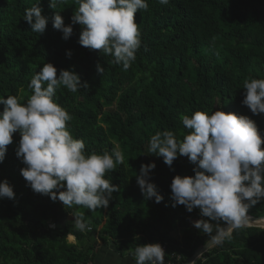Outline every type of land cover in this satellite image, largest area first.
Returning <instances> with one entry per match:
<instances>
[{
	"label": "trees",
	"instance_id": "1",
	"mask_svg": "<svg viewBox=\"0 0 264 264\" xmlns=\"http://www.w3.org/2000/svg\"><path fill=\"white\" fill-rule=\"evenodd\" d=\"M49 2L40 0L49 22L39 35L23 19L25 9L38 0H0V96L26 102L32 94L30 80L44 63H52L58 75L60 69L74 70L88 89L72 93L61 87L56 102L71 114L68 127L74 138L84 140L86 152H123V164L106 174L119 191L107 208L94 212L35 193L20 173L24 165L15 149L21 137L14 133L0 163V181L7 178L15 192V199L0 198V264H90L93 246L79 245L96 233L103 243L117 244L122 255L138 245L167 242L169 253L180 254L182 264L210 239L193 226L201 219L199 208L188 212L184 205L172 207L170 198L173 178L194 176L195 165L178 156L170 168L162 156L148 151L149 140L156 132L171 130L180 141L188 132L182 114L218 108L250 117L264 139V113L253 115L242 104L244 81L264 78V0H147L148 9L135 14L141 47L126 71L112 63V56L80 45L79 24L68 40L62 39L51 17L61 11L68 25L78 5L65 0L51 9ZM152 162L156 167L150 179L163 196L159 203L146 200L136 181L141 164ZM60 205L68 212L67 224L50 227L52 210ZM75 212L84 213L91 231L75 228ZM247 214L264 216V200ZM175 228L179 239L172 235ZM68 234L75 244L67 241ZM193 264H264V228L233 229L231 238L213 245Z\"/></svg>",
	"mask_w": 264,
	"mask_h": 264
},
{
	"label": "clouds",
	"instance_id": "2",
	"mask_svg": "<svg viewBox=\"0 0 264 264\" xmlns=\"http://www.w3.org/2000/svg\"><path fill=\"white\" fill-rule=\"evenodd\" d=\"M65 0H50L49 8L56 9ZM167 4L169 0H159ZM78 8L65 25L61 11L51 17L54 29L68 40L73 25L79 24L78 43L90 50L113 57L112 63L126 71L136 59L141 47V32L135 21L139 10H147V0H75ZM40 0L25 9L23 19L33 32L43 34L49 17L42 15ZM72 56L71 50L66 52ZM97 72L103 74L99 63ZM58 70L52 63H44L28 85L32 94L26 102L14 95L0 96V163L13 134L20 140L15 149L24 165L20 169L26 186L35 193L59 200L65 207L82 206L95 211L107 208L112 194L119 188L106 174L123 164L124 154L118 149L111 153L86 152L83 139L74 138L68 122L72 116L56 102L61 87L75 93L88 89L86 81L72 69ZM242 104L253 115L264 113V78H248L243 84ZM183 126L188 130L178 141L171 130L156 132L150 137L148 151L162 156L170 168L178 156H186L195 165L194 176L176 175L171 184L172 207L184 205L188 212L199 208L201 219L193 226L207 234L217 245L231 238L233 229L249 223V209L264 200V139L250 117L218 108L211 113L197 110L191 116L182 114ZM154 162L141 164L137 184L146 200L163 196L151 182ZM63 189V190H61ZM0 198L15 199L13 186L7 178L0 181ZM74 226L80 232L91 231L90 221L83 212H75ZM207 218V219H205ZM215 222V223H213ZM221 222L228 226L221 227ZM54 227V225H50ZM213 233H215L213 235ZM136 264H165V250L159 243L138 245L132 253Z\"/></svg>",
	"mask_w": 264,
	"mask_h": 264
},
{
	"label": "crops",
	"instance_id": "3",
	"mask_svg": "<svg viewBox=\"0 0 264 264\" xmlns=\"http://www.w3.org/2000/svg\"><path fill=\"white\" fill-rule=\"evenodd\" d=\"M68 217L66 209L62 205L57 206L52 210L51 225L63 228L67 224ZM66 238L69 243H76L73 235L68 234ZM89 245L93 246V257L90 264H136L133 252H126L122 255L118 250L117 244L113 243V241L103 243L98 238L97 233L79 246L89 247Z\"/></svg>",
	"mask_w": 264,
	"mask_h": 264
},
{
	"label": "water",
	"instance_id": "4",
	"mask_svg": "<svg viewBox=\"0 0 264 264\" xmlns=\"http://www.w3.org/2000/svg\"><path fill=\"white\" fill-rule=\"evenodd\" d=\"M249 216V223L244 226V227H259V228H264V216L260 217H255L252 216L251 214H247ZM227 224H224L221 227H227ZM215 234V233H214ZM215 243L211 241V238L203 245L199 246L193 253L192 255L186 259V261L182 264H193L196 259H198L203 253L208 251Z\"/></svg>",
	"mask_w": 264,
	"mask_h": 264
},
{
	"label": "built area",
	"instance_id": "5",
	"mask_svg": "<svg viewBox=\"0 0 264 264\" xmlns=\"http://www.w3.org/2000/svg\"><path fill=\"white\" fill-rule=\"evenodd\" d=\"M162 247L165 250V264H179L178 259L180 258V255L177 254L176 252H168V243H163L161 244Z\"/></svg>",
	"mask_w": 264,
	"mask_h": 264
},
{
	"label": "rangeland",
	"instance_id": "6",
	"mask_svg": "<svg viewBox=\"0 0 264 264\" xmlns=\"http://www.w3.org/2000/svg\"><path fill=\"white\" fill-rule=\"evenodd\" d=\"M104 222H102V224H103ZM102 224L99 226V227H101L102 226ZM172 235L174 236V237H176V238H180V236H181V234H180V231H178V229L177 228H175L174 230H173V232H172ZM109 242H111V240H109ZM114 243V242H113ZM165 243V242H164ZM167 243V242H166ZM163 244V243H162ZM168 245H169V243H168ZM117 247H118V245H117ZM168 248H169V246H168ZM196 250V249H195ZM169 252V251H168ZM173 252H175V251H173ZM180 255V254H179ZM181 260V257L178 259V263H179V261ZM185 262V261H184ZM183 262V263H184Z\"/></svg>",
	"mask_w": 264,
	"mask_h": 264
}]
</instances>
